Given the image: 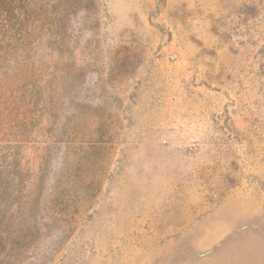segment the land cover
I'll use <instances>...</instances> for the list:
<instances>
[{"label": "rangeland", "instance_id": "obj_1", "mask_svg": "<svg viewBox=\"0 0 264 264\" xmlns=\"http://www.w3.org/2000/svg\"><path fill=\"white\" fill-rule=\"evenodd\" d=\"M0 264H264V0H0Z\"/></svg>", "mask_w": 264, "mask_h": 264}]
</instances>
